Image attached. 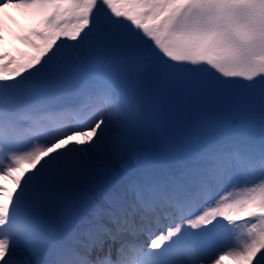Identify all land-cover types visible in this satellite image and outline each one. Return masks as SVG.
<instances>
[{"label":"snow or ice","instance_id":"snow-or-ice-1","mask_svg":"<svg viewBox=\"0 0 264 264\" xmlns=\"http://www.w3.org/2000/svg\"><path fill=\"white\" fill-rule=\"evenodd\" d=\"M225 259L264 264V0H0V264Z\"/></svg>","mask_w":264,"mask_h":264},{"label":"bare ground","instance_id":"bare-ground-1","mask_svg":"<svg viewBox=\"0 0 264 264\" xmlns=\"http://www.w3.org/2000/svg\"><path fill=\"white\" fill-rule=\"evenodd\" d=\"M5 12L7 13V18L11 19L12 21H19L21 24L26 23V20L24 18V16L21 14V12L17 9L14 8H6ZM5 18V17H4ZM7 22V21H6ZM8 25V29L10 31H6V33L4 34L7 38L8 36H11V32H14L17 30V24H15L14 22H7ZM9 40V44L11 45V40L8 38Z\"/></svg>","mask_w":264,"mask_h":264},{"label":"rangeland","instance_id":"rangeland-1","mask_svg":"<svg viewBox=\"0 0 264 264\" xmlns=\"http://www.w3.org/2000/svg\"><path fill=\"white\" fill-rule=\"evenodd\" d=\"M7 22H13L11 19H9V18H7V17H5L4 18ZM16 24V23H15ZM6 32H4L3 34H5ZM8 38L11 40V43H14L13 41H12V37L10 36H8ZM16 46L17 47H20L21 45H19L18 44V42H16ZM224 264H234V262L232 261V260H230V259H225V261H224Z\"/></svg>","mask_w":264,"mask_h":264}]
</instances>
